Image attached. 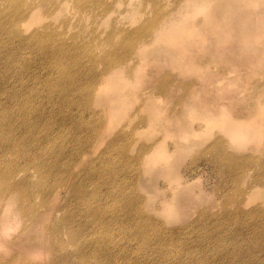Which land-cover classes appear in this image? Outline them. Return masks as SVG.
<instances>
[{
  "label": "bare ground",
  "instance_id": "obj_1",
  "mask_svg": "<svg viewBox=\"0 0 264 264\" xmlns=\"http://www.w3.org/2000/svg\"><path fill=\"white\" fill-rule=\"evenodd\" d=\"M243 1L245 0H221L214 9H224L228 13L241 12L242 7L248 3ZM193 7L194 0H173V3L166 0H0V246L7 247L6 253L11 256L15 251L14 246L24 249L27 254L21 257V253H17L11 257L10 262L63 264L64 256L48 255L55 248V244L40 235L44 229L55 233L59 226L69 228L74 235L73 239L79 242L78 260L73 264H89L92 258L103 257L108 250L114 253L137 250L111 236L96 237L91 245H87L84 243L88 235L87 227L93 223L80 220L79 215H82L84 220L91 217V221L99 226L107 221L117 222L131 217L133 222L121 221L118 228H127L128 230L122 229L123 233H130L138 238L143 248L152 246L148 251L162 256L174 252L177 264H264V205L246 211L240 205L243 201L238 200L235 208L225 205L222 213L203 211L198 224L186 221L167 234L172 236L168 242L159 239L156 245L154 237L161 238L166 235L162 230L164 226L156 217L146 213L145 208L160 202L162 206L163 203L168 204L161 211L173 210L175 213V193L171 192L173 196L164 202L155 199L150 194L151 191L140 195L138 191H133L136 188L143 190L139 182L140 174L137 173L134 179L130 177L129 185H132L129 187L125 181H117L122 175L119 173L124 169L122 166L110 165L109 158H105L103 167L97 169L88 164L85 158L94 149L99 152L104 144H108L106 140L109 132L114 131L122 119L131 118L133 111L137 110L133 101L140 95L133 87L143 83L147 73L143 64L149 57L154 54L165 56L182 71L197 67L190 56L189 46L194 42L195 35L190 28L184 29L183 15L179 13L190 12L189 9ZM61 11L71 14L81 12L77 21L82 32H86L89 27L109 26V21L99 17L100 13L97 12H126L128 21H136L140 16H144V21L142 25L131 30L108 28V36H94L91 43L86 44L84 38L79 40L77 35H73L75 32L55 30L54 22L43 24L44 16L59 18ZM208 11L210 10L204 8L195 10ZM145 12L153 14L146 15ZM190 22H194V19ZM59 23V27L66 28L70 21L62 19ZM195 30L194 26L192 31ZM115 35L121 36L118 43L113 39ZM17 44L33 50L34 57L27 59L19 54L16 51ZM83 55L88 57L83 59ZM89 57L91 65L85 66ZM49 59H54L56 63L43 62ZM211 63L207 62L206 65L211 66ZM39 64V70L33 69ZM97 64L100 65L96 66ZM101 65L103 68L96 71ZM215 66L216 64L212 67ZM219 68L222 69V66ZM163 86L164 82L156 87L162 89ZM44 96L51 105L49 111L42 105ZM153 99L146 100L144 106H156ZM129 103L133 105L132 108ZM255 104L258 103L250 101L249 105L255 107ZM102 105L110 113L109 121L96 117L89 123L84 112ZM62 110L70 115L68 122L59 114ZM217 111L191 107L187 113L193 119H200ZM159 116L160 113L153 109L146 118L150 129L147 135L156 136L157 130L153 123ZM244 122L246 121L225 118L220 121L219 126L223 133L230 136L235 146H241L244 143L243 138H251L256 141L254 144L260 146L264 142V132ZM56 125L67 126L61 135L74 143L79 151L78 158L73 157L66 142L57 141L56 134L60 132ZM81 131L88 135L81 137L78 134ZM248 131H251L250 134L243 137ZM88 138L93 139V143H90L93 146L91 149L85 145ZM180 140L195 145L202 143L193 130L182 132ZM163 142L164 137L160 139L157 136L144 149L145 166L169 158ZM214 144L219 145L220 141H215ZM227 152L230 154L229 150ZM233 155L230 154L231 159ZM222 159L219 156L216 159L217 164ZM254 160L246 157L244 162L246 165L256 164ZM77 164L81 165L80 170L76 168ZM153 170L145 167L142 172ZM164 170L169 171L168 184L177 186L180 175L176 167L166 165ZM23 173L24 176H21ZM97 174L107 177L101 180L108 184L107 195L113 198L117 207L110 215L106 214L105 206H96L93 203L96 193L86 191L89 182ZM262 176L263 172L259 178L263 182L256 188L264 186ZM65 186L73 188V202L75 200L76 205L62 216V208L55 207V204L58 205L61 188ZM255 192L262 193L264 197V188ZM172 215H168V218ZM209 219L217 221L213 227L208 225ZM251 223L255 226L253 237L248 235ZM191 228L193 234L199 238L195 246L192 243L188 245L179 235L186 230L191 233ZM224 235L228 236L222 237ZM210 238L215 239L203 244V240ZM245 244H248L247 249L244 248ZM203 248L213 251L212 254H201ZM258 254L262 257L258 258Z\"/></svg>",
  "mask_w": 264,
  "mask_h": 264
},
{
  "label": "rangeland",
  "instance_id": "obj_2",
  "mask_svg": "<svg viewBox=\"0 0 264 264\" xmlns=\"http://www.w3.org/2000/svg\"><path fill=\"white\" fill-rule=\"evenodd\" d=\"M166 1L173 3V0ZM247 1L248 3L242 7L241 12L228 13L224 9H214L221 0H194V7L189 9L190 12H179L183 15L184 29L190 28L192 34L195 35L194 42L189 46L190 56L198 68H193V71L191 69L182 71L165 56L154 54L149 57L143 64V69L145 73L147 72L143 83L133 87V90L140 95L136 101H133L137 110L133 111L131 118L122 119L117 128L109 132L106 140L108 144H104L99 152L94 149L90 156H85L88 164L97 169L103 167L105 158H109L110 165L122 166L124 169L119 171L122 175L117 178L118 182L123 180L129 185L130 177L134 179L137 173L140 174L139 182L143 190L137 188L133 190L138 191L140 195L151 191L150 194L155 199L164 202L175 193L174 201L177 202L175 210L178 214L173 210L171 211L174 216L170 210H168L169 213L167 210L164 213L161 209L166 208L168 204L163 203L162 206L160 202L145 208L146 213L156 217L164 226L162 230L166 235L161 238L155 236L153 241L156 245L159 239L168 242L172 236H167V234L171 233L174 227L189 220L198 224L203 211L212 214L222 213L225 210V205L235 208L238 200L243 201L240 205L246 211H252L264 205L262 193L255 192L257 189L264 188V186L256 188L263 182V179L259 180L262 172V177H264V142L258 146L254 144L256 141L251 138H243L244 143L241 146H235L230 140V136L223 133L219 126L221 120L228 118L246 121L244 123H249L264 132V3L263 0H259L258 3H255L257 0L243 2ZM198 8L210 11L195 12ZM59 13L61 14L59 18H54L51 15L44 16L43 24L54 22L55 30L75 32L73 35H77L79 40L84 38L86 44L91 43L94 36H108L110 33L108 28L117 27L131 30L142 25L144 21V16H140L133 22L128 21L126 12H97L100 13L99 17L102 16L109 21V26L98 25L97 28L89 27L86 32H82L77 21L81 12L71 14L61 11ZM86 13L92 14L93 12ZM145 13L146 15L153 14V12ZM62 19L70 21L66 28L59 27V21ZM191 19H194V22L191 23ZM194 26L196 30L192 31ZM120 37L115 35L113 39L118 43ZM16 51L27 59L34 57V51L29 47L22 48L17 44ZM78 51L81 52V50ZM85 57L88 56L83 55V59ZM188 61H190L189 58ZM188 61L186 63L190 64ZM43 62L45 64L56 63L54 59L43 60ZM207 62H212L211 66L206 65ZM215 64L216 66L212 67ZM84 65H91L90 57ZM98 65L100 64L96 66ZM221 66L222 69L219 68ZM39 68L40 64L33 67L35 70H39ZM102 68L101 65L97 67L96 71H100ZM1 69H5V67H1ZM162 82H164L163 88L158 89L156 86ZM152 97L156 106L153 108L144 106V102L150 101ZM42 98L44 99L42 105L49 111L51 105L47 97ZM250 101H255L258 104L253 107L249 105ZM129 104L132 108L133 105ZM191 107L194 109L208 108L212 112L218 111L215 114L210 113L204 118L193 119L187 113ZM153 109L160 113L159 118L153 123V127L157 130L156 136L147 135L150 129L146 118L149 117ZM59 114L66 122L70 120V115L63 110L59 111ZM84 115L89 123H92L96 117L104 121H109L111 118L105 105L92 107L89 111L84 112ZM56 126L60 132L56 134L57 141L66 142L73 157L78 158L79 151L74 143L61 135L64 134L67 126ZM189 130L195 131V136L202 140L201 144L195 145L180 140L182 132ZM250 132L248 131L243 137L249 135ZM78 134L81 137L88 135L85 131ZM157 136H160V139L164 137L163 146L169 152V158L166 161H157L145 166L146 157L143 151ZM215 141H220V144L215 145ZM90 143H93L92 138L85 141L88 149L93 147ZM228 150L230 154H234L233 159L227 152ZM121 155L125 157H121ZM219 156L223 159L221 163L217 164L216 159ZM246 157L255 159L256 164L248 163L246 165L244 162ZM166 165L176 167L180 175L177 186L168 184L167 173L169 171L165 172L164 170ZM80 167L81 165L77 164L78 170ZM145 167L147 170H154L142 172ZM20 175L24 176V173ZM101 178L106 179L107 177L97 174L93 181L89 182L86 191L95 192L93 203L96 206H105L106 214L110 215L111 211L116 210L117 207L113 203V198L107 195L108 184H104ZM171 192L173 193L171 194ZM73 194L71 186L61 188L58 205L55 204V207L62 208L60 211L62 216L74 209L76 202L75 200L73 202ZM157 209L159 210L157 211ZM166 213L168 214L166 215ZM168 215H172L169 216L171 218H168ZM79 219L88 224L93 223L87 227L88 235L84 239V243L87 245H91V241L96 237L111 236L119 240L120 243L137 249H132V252L122 250L118 253L108 250L103 257L92 258L89 264H177L176 256H173L174 252L162 256L157 252L148 251L152 246H149L148 249L143 248L138 238L130 233H123L122 229L128 230L127 228H118L121 221L133 222L134 219L131 220V217L120 219L117 222L107 221L102 226L95 225L91 221V217L84 220V217L79 215ZM207 222L209 226L213 227L217 221L209 219ZM254 229L255 226L251 223L248 229L250 237L254 236ZM44 230L40 235L43 238L47 237L48 242L55 244L52 252L48 253L49 256H64L63 264H73L78 260L79 242L73 239L74 235L69 228L59 226L55 233ZM190 230L191 233L186 230L179 235L188 245L192 243L195 246L199 238L193 234L192 228ZM212 239L215 238L203 240V244L209 243ZM142 242L144 241L142 240ZM14 247L15 251L11 256L6 253L7 247L0 246V263L25 264L24 262H10L12 261L11 257L17 253H21V257L27 255L24 249L20 250V248ZM244 248L247 249L248 244H245ZM212 252L205 248L201 250V254H212ZM175 253L177 252L175 251ZM261 257L258 254V258Z\"/></svg>",
  "mask_w": 264,
  "mask_h": 264
}]
</instances>
